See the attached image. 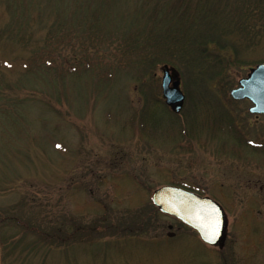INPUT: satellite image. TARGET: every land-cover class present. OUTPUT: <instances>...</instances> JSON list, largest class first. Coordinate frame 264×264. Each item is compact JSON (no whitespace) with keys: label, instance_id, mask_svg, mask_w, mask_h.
Segmentation results:
<instances>
[{"label":"rangeland","instance_id":"obj_1","mask_svg":"<svg viewBox=\"0 0 264 264\" xmlns=\"http://www.w3.org/2000/svg\"><path fill=\"white\" fill-rule=\"evenodd\" d=\"M245 4L262 15L264 0H0V264H264V115L230 95L264 62ZM195 36L216 37L207 60ZM165 185L223 206V247L154 205Z\"/></svg>","mask_w":264,"mask_h":264},{"label":"water","instance_id":"obj_2","mask_svg":"<svg viewBox=\"0 0 264 264\" xmlns=\"http://www.w3.org/2000/svg\"><path fill=\"white\" fill-rule=\"evenodd\" d=\"M162 92L166 103L179 113L185 99L179 77L168 67L163 69ZM234 100L248 99L250 112L264 115V63L252 68L249 75L239 80L230 92ZM154 205L164 214L170 215L195 230L208 245L223 247L227 240V217L222 205L209 196H201L176 186H162L152 194ZM172 229V226H170ZM175 234L169 233V236Z\"/></svg>","mask_w":264,"mask_h":264},{"label":"trees","instance_id":"obj_3","mask_svg":"<svg viewBox=\"0 0 264 264\" xmlns=\"http://www.w3.org/2000/svg\"><path fill=\"white\" fill-rule=\"evenodd\" d=\"M230 9H231V7H230ZM242 9H244L245 11L243 12V20H245L246 19V17H249L250 16V19H251V17H254V19L256 18V21H257V24L255 25H252L250 28L254 31V29H261V28H264V7H262L261 8V13H262V15L261 16H257V11H258V6L257 5H255V6H247L246 4L242 7ZM208 14V13H207ZM207 14H203V15H207ZM258 17V18H257ZM242 18V17H241ZM242 28H245V26H242ZM249 32H252V31H250L249 30ZM259 32H261V30L259 31ZM203 38H205V40H203ZM190 42H192L193 44H194V46H195V50L197 49V59H199L200 61H202L203 59H206L207 60V58L210 56L209 54H207L208 53V43H211V42H216V37H210V39L209 38H207V37H202V39L201 40H199L196 36H195V38H194V40H191ZM169 51H170V49H169ZM182 53H185V51H182ZM163 103H164V105H165V102H164V100L162 101ZM165 107H166V105H165ZM167 108V110H168V112L170 113L169 115H174L173 113H171L170 112V110H169V108L168 107H166ZM93 225V224H92ZM26 227V226H25ZM27 227H29V225L27 226ZM84 228H86V227H84ZM84 228L82 229L81 227L80 228H76V232H77V235H79L80 237H81V235H84V233H89V232H91V231H94L95 229H93V226H90V229L89 230H85L84 232H82V231H80V230H84ZM131 229H129V230H132V227H130ZM81 232V233H80ZM95 232V231H94ZM92 233L93 234V236H95V233ZM46 234V236H48L49 238H51V239H53L54 237H52L51 235H50V233L48 232V233H44L43 235H45ZM52 235H54L55 236V233L54 234H52ZM90 236V238L92 237L91 236V234H89ZM78 236V237H79ZM56 237V236H55ZM66 240L68 239V237L67 238H65ZM65 239H64V237H62V236H60L59 235V237H58V239L57 240H60V241H62L63 242V240L65 241ZM47 241H48V239H47Z\"/></svg>","mask_w":264,"mask_h":264},{"label":"flooded vegetation","instance_id":"obj_4","mask_svg":"<svg viewBox=\"0 0 264 264\" xmlns=\"http://www.w3.org/2000/svg\"><path fill=\"white\" fill-rule=\"evenodd\" d=\"M190 190H192V191L196 192L194 189H190Z\"/></svg>","mask_w":264,"mask_h":264}]
</instances>
